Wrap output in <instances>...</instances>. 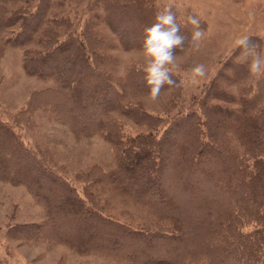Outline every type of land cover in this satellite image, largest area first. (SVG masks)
Segmentation results:
<instances>
[{
    "label": "trees",
    "instance_id": "trees-1",
    "mask_svg": "<svg viewBox=\"0 0 264 264\" xmlns=\"http://www.w3.org/2000/svg\"><path fill=\"white\" fill-rule=\"evenodd\" d=\"M9 1L14 0H0V38L8 31L4 44L24 48L27 76L56 84L33 92L14 121L34 125V113L45 111L76 138L98 134L110 145L115 165L106 171L91 164L70 178L69 167L56 163L47 148L28 146L14 126L0 120V181L24 187L43 210L39 222L18 225L10 235L123 264H264L262 80L256 90L241 87L235 97L214 77L196 108L166 121L127 99L149 96L144 68L132 65L115 76L109 70L112 58L104 53L106 41L89 22L78 35L69 18L47 17L48 0L8 15ZM93 6L119 47L142 50L143 29L158 12L152 0H94ZM50 23L68 29L66 34L42 28ZM177 23L185 40L174 54L191 40L188 27ZM37 33L40 48H26ZM224 66L217 74L228 82L242 76L243 64L228 60ZM170 73L176 83L161 92L180 91L179 77ZM214 98L228 105L210 104ZM112 113L145 130L128 133L124 120ZM96 185L149 211V222L109 217L92 191Z\"/></svg>",
    "mask_w": 264,
    "mask_h": 264
},
{
    "label": "rangeland",
    "instance_id": "rangeland-1",
    "mask_svg": "<svg viewBox=\"0 0 264 264\" xmlns=\"http://www.w3.org/2000/svg\"><path fill=\"white\" fill-rule=\"evenodd\" d=\"M92 1L94 0H48L47 17L50 20L69 18L73 23L71 28L78 35L84 24L89 22L92 31L106 41L104 53L112 58L109 70L115 76L121 77L124 70L132 65L144 68L145 57L142 50H123L119 47L112 30L101 19L99 7H89ZM152 2L158 11L171 4L177 19L185 24L191 33L194 29L186 23V18L195 16L200 20L205 36L199 42V46L190 40L182 52L174 54L176 59L169 69L179 77L180 91L174 88L166 90L161 92L156 100L150 99L149 96L138 98L128 95L129 101L138 102L147 112L168 121L172 114L185 112L191 107L196 108L203 100L210 82L214 77H220L218 82L221 87L235 97L241 94V87L250 86L256 90L257 82L262 80L259 103L264 105V77L257 78L252 75L246 64H243V71L239 72L242 76L236 80L228 82L224 77L218 76L222 68H225V61L242 64L241 50L236 48L234 43L236 38L251 37L259 45L258 51L264 56V0H152ZM34 3L36 0L9 1L6 10L9 15L20 8L29 5L32 7ZM132 25L136 26V23L133 22ZM47 26L54 28L61 37L68 30L55 27L51 23L42 28L46 29ZM39 33L35 35L34 42L26 48H40L36 43ZM6 36L8 31L0 38V120L14 126L25 138L28 146L47 148L53 154L52 158L56 163L69 167L70 178L91 164H97L106 171L114 169L110 145L98 134L76 138L65 126L51 121L45 111L34 113L32 119L34 125L26 121L16 122L19 118L18 112L24 109L33 92L55 87L56 84L52 80L27 76L22 69L24 48L5 45ZM197 64L205 66L204 77L193 78L190 70ZM223 71L232 78L230 70ZM209 103L228 105L215 98L209 99ZM111 116L124 120L125 130L130 134L145 130L143 126L135 125L131 120L116 113H112ZM230 142L235 149H240L233 136H230ZM92 191L109 217L135 225L149 222L151 217L149 211L134 206L104 185H96ZM41 209L24 187L0 181V260L7 264H123L96 254H78L63 244L28 242L10 235L11 229L18 225L39 222L43 218Z\"/></svg>",
    "mask_w": 264,
    "mask_h": 264
},
{
    "label": "clouds",
    "instance_id": "clouds-1",
    "mask_svg": "<svg viewBox=\"0 0 264 264\" xmlns=\"http://www.w3.org/2000/svg\"><path fill=\"white\" fill-rule=\"evenodd\" d=\"M186 23L193 27L191 41L199 46L205 36L200 26V20L188 16ZM185 37L181 34V25L172 5L165 6L155 13L153 22L142 32V52L145 57L144 80L148 86L150 99L156 100L165 85L173 86L176 81L172 78L169 66L174 64L176 55L173 49L182 47ZM235 47L241 50L240 62L247 65L248 71L257 78L264 77V56L258 51L259 45L249 36L235 39ZM193 78L204 77L206 68L197 64L191 68Z\"/></svg>",
    "mask_w": 264,
    "mask_h": 264
}]
</instances>
